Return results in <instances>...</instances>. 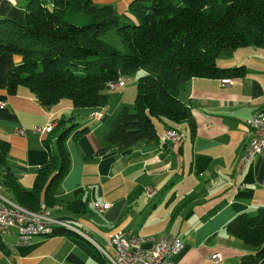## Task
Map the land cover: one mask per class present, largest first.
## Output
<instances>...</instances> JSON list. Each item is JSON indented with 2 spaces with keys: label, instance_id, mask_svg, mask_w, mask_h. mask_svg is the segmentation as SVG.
Instances as JSON below:
<instances>
[{
  "label": "crops",
  "instance_id": "crops-1",
  "mask_svg": "<svg viewBox=\"0 0 264 264\" xmlns=\"http://www.w3.org/2000/svg\"><path fill=\"white\" fill-rule=\"evenodd\" d=\"M27 1L0 0V19L22 24ZM91 1L96 6L116 7L121 17L134 22L126 14L131 0ZM19 62L16 55L0 56V103H4L0 138L9 143L7 164L20 187L31 190L37 171L55 152L57 133L53 131L61 119V130L73 124L74 131L87 128L77 137L73 131L65 140L69 168L56 188L55 205L46 208L51 218L82 226L86 234L71 224L98 247L116 232L178 236L183 248L174 260L179 264H214L215 253L221 256L217 264H238L242 256L253 253L227 234L224 226L237 214L251 216L264 207V153L238 174L249 140L246 123L256 109L264 108V49L239 48L217 63L220 68L245 66L243 77L192 78L184 85L179 99L193 122L192 136L186 123L171 127L155 120V142H139L127 149L112 147L103 154L97 151L104 146L108 123L123 107L132 105L135 86L114 88L118 99L103 109L104 119L96 121L94 110L74 109L66 100L45 108L25 88L8 95L7 75ZM222 79L230 83L224 85ZM52 123L56 124L52 132L39 135L33 131ZM172 129L180 139L163 142V133ZM147 188L154 195L148 197ZM75 201L86 202L83 213L67 210L66 205ZM93 204L110 207L98 212ZM53 233L34 237L29 245L17 243L15 229L10 235H0V264H104L85 238L73 232L48 237ZM260 264H264V251Z\"/></svg>",
  "mask_w": 264,
  "mask_h": 264
},
{
  "label": "trees",
  "instance_id": "trees-1",
  "mask_svg": "<svg viewBox=\"0 0 264 264\" xmlns=\"http://www.w3.org/2000/svg\"><path fill=\"white\" fill-rule=\"evenodd\" d=\"M128 10L137 24L122 22L112 6H96L91 0H28L22 24L1 18L0 56L20 57L8 72L7 94L14 96L25 88L45 108L66 100L74 109L104 114L110 84L146 71L137 78L132 110L123 107L109 121L104 146L97 151L103 154L112 147L155 142V120L171 127L186 123L192 136L193 122L179 99L184 85L192 78L243 77L245 66L220 68L217 58L244 47L264 49V0H131ZM110 30L120 38L123 52L100 39ZM63 123L61 119L53 131L55 152H50L28 191L11 172L9 143L0 138V190L26 210L36 212L56 203V188L69 168L64 143L76 127L61 130ZM86 130L74 131L73 136ZM44 146L49 148L45 141ZM66 208L81 214L86 202L68 203ZM224 230L253 249L238 264H260L264 207L251 216L237 214ZM70 233L58 228L48 237Z\"/></svg>",
  "mask_w": 264,
  "mask_h": 264
},
{
  "label": "built area",
  "instance_id": "built-area-1",
  "mask_svg": "<svg viewBox=\"0 0 264 264\" xmlns=\"http://www.w3.org/2000/svg\"><path fill=\"white\" fill-rule=\"evenodd\" d=\"M129 82V78L121 77L110 89L123 88ZM222 84H229L228 79H222ZM4 103H0V108ZM101 113V112H100ZM98 115L93 116L95 119ZM249 129V149H244V157L240 160L238 174L242 175L251 160L264 153V108L256 109L246 123ZM56 126L55 123L46 127H34L33 131L39 135L50 132ZM166 141H177L181 135L163 133ZM238 185L235 188L241 187ZM148 197L154 195L152 188H147ZM98 211L104 212L109 205L93 204ZM72 224L83 231L82 226L64 220H56L49 215L42 213L32 214V217H25L15 212L7 203V198L0 194V235H10L11 229L16 230L17 243L29 245L25 242V233L41 227L53 225ZM84 232V231H83ZM85 233V232H84ZM86 234V233H85ZM103 253L108 256L110 264H179L174 259L181 252L183 244L181 239L175 235L163 237H140L131 232H116L107 238L103 245H99ZM212 262L217 264L221 261L220 254L215 253L211 257Z\"/></svg>",
  "mask_w": 264,
  "mask_h": 264
},
{
  "label": "bare ground",
  "instance_id": "bare-ground-1",
  "mask_svg": "<svg viewBox=\"0 0 264 264\" xmlns=\"http://www.w3.org/2000/svg\"><path fill=\"white\" fill-rule=\"evenodd\" d=\"M96 115H98V116L94 120L100 121L104 114L100 113V111H96V112L92 113V117L96 116ZM51 130L52 129H50V131ZM167 133L176 134V132H174V131H167ZM162 141L165 143L168 142L165 140L164 136H162ZM244 149H249V140H248L247 144L245 145ZM243 157H244V153H243ZM243 157H242V159H243ZM7 203L9 204L10 207H12V209L15 212L20 213L25 217H32V214H37V213H42L43 215H49V210H47L45 207L41 208L40 210H38L36 212H32V211H29V210H26V209L20 207L19 205H17L16 203H14L13 201H11L8 198H7ZM94 209L96 211H98L97 208L94 207ZM98 212H100V211H98ZM58 228L73 232V233L78 234L79 236L85 238L86 240H88L99 251V253H100L101 257L104 259V261L107 264H110V260H109L108 256L103 253L102 249L100 247H98L97 245H95L78 228L72 226L71 224L53 225V226H49V227H41L38 229H34L32 231H28L25 233V242H30L34 237H37V236H43V235L50 234L51 232L55 231Z\"/></svg>",
  "mask_w": 264,
  "mask_h": 264
},
{
  "label": "rangeland",
  "instance_id": "rangeland-1",
  "mask_svg": "<svg viewBox=\"0 0 264 264\" xmlns=\"http://www.w3.org/2000/svg\"><path fill=\"white\" fill-rule=\"evenodd\" d=\"M114 10L117 14L118 17H120V20L122 22H126V23H129V24H137L138 21L137 19L135 18V16L132 15V13L128 10V7L126 9V14H128L129 16H131L133 19H134V22H131V21H127L125 18L121 17V14L120 12L118 11V9L116 7H114ZM102 41H104L105 43L113 46L114 48H116L117 50L119 51H124V48H123V45L120 41V38L118 37V35L116 34L115 30H110L108 31L105 35H103L101 38H100ZM224 55H220L218 58H217V63H219V61H221V59H223ZM147 72L146 71H143V70H138L136 71L133 75L129 76V82L125 85L126 87H132L133 85L135 86L136 84V81H137V78L142 76V75H146ZM114 89L112 90H108V93H109V101H108V105H112L114 106L115 104V101L116 99H118V95L116 94H113L114 92H112ZM132 105L129 107L130 110H132ZM3 190H0V193L4 196H6V193L2 192ZM84 230V229H83ZM86 231V230H84ZM103 245V244H102Z\"/></svg>",
  "mask_w": 264,
  "mask_h": 264
}]
</instances>
